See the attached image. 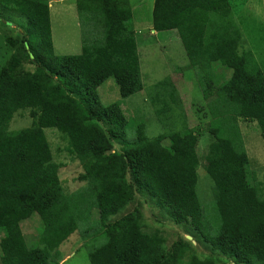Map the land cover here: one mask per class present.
<instances>
[{"label": "trees", "instance_id": "1", "mask_svg": "<svg viewBox=\"0 0 264 264\" xmlns=\"http://www.w3.org/2000/svg\"><path fill=\"white\" fill-rule=\"evenodd\" d=\"M76 6L91 34L83 32L80 54L57 55L50 0H0L2 10L27 19L20 34L7 37L13 52L0 66L2 264H50L61 245L83 229L82 237H105L89 253L91 264H218V257H200L188 239L180 237L168 248L161 231L147 232L142 209L127 212L140 192L236 264H264L257 250L264 245V183L241 130L243 123L257 122L264 139V70L241 48L230 1L154 0L153 29L177 31L211 120L153 138L140 124L132 141L121 103L105 106L100 95L111 78L122 98L144 88L132 3L76 0ZM25 110L32 125L11 130ZM47 128L67 138L70 155L82 165L78 178L84 184L74 193L65 192L64 165L54 160ZM206 134L211 142L203 165L214 183L209 212L197 190L196 146ZM92 212L99 220L90 222ZM33 215L43 226L38 248L23 231Z\"/></svg>", "mask_w": 264, "mask_h": 264}, {"label": "rangeland", "instance_id": "2", "mask_svg": "<svg viewBox=\"0 0 264 264\" xmlns=\"http://www.w3.org/2000/svg\"><path fill=\"white\" fill-rule=\"evenodd\" d=\"M133 6L131 26L135 30L141 60V72L144 83L143 90L122 98L114 79H109L100 88L102 103L107 106L120 102L129 119L128 140L132 141L135 129L140 124L145 125L146 134L153 138L159 134H168L176 130L196 127L211 120L207 101L202 94V88L197 77V71L191 66L185 48L177 31L156 32L152 25V7L154 0H130ZM235 23L242 32L241 48L253 54L264 70V0H259L262 11H250L248 0H229ZM53 39L57 55L80 54L82 52L83 32L91 34V27L85 25L77 10L76 0H50ZM10 25H6L5 21ZM27 19L21 14L5 12L0 8V66H3L13 52L7 37L16 36L24 30ZM32 68V67H30ZM230 76V72L228 77ZM220 79V78H219ZM225 81L224 79L221 82ZM176 89L175 103L170 97L171 86ZM220 82V80H219ZM220 82V83H221ZM171 109H169V107ZM33 118L29 110L18 113L10 124L11 130H20L32 125ZM241 130L249 156L256 165L258 180L264 183V139L257 122L242 124ZM52 146L54 160L64 166L60 169V177L66 193H74L84 182L78 176L83 171L79 160L73 159L68 151V140L57 129H45ZM208 134L199 138L197 152L200 164L198 195L202 206L207 212L211 209L208 202L214 195V183L204 168L205 154L210 144ZM168 144V142H165ZM119 147V146H118ZM215 201V199H214ZM213 203V200H212ZM214 205V204H211ZM136 208L142 209L146 223L145 230L149 233L159 230L167 240L170 248L180 237L190 240L195 245V251L200 257L214 256L220 260L218 264H236L228 255L214 249L211 244L196 236L189 225L176 224L169 215L156 208L146 192L137 194L135 201L127 212ZM121 214L114 215L110 221H115ZM99 220V215L92 212L90 222ZM86 228V227H82ZM99 224L94 223L92 230H97ZM43 226L38 215H33L23 224L26 240L31 247H40V235ZM81 230L71 235L65 241L50 264H91L89 253L102 245L105 237ZM82 233V235H81ZM259 254L264 255V245L257 246ZM1 253V251H0ZM59 254V255H58ZM62 259V260H61ZM0 264H2L0 260Z\"/></svg>", "mask_w": 264, "mask_h": 264}, {"label": "crops", "instance_id": "3", "mask_svg": "<svg viewBox=\"0 0 264 264\" xmlns=\"http://www.w3.org/2000/svg\"><path fill=\"white\" fill-rule=\"evenodd\" d=\"M248 3H249L250 11H262V10H260L262 5L258 6V4H261V2L259 0H248V2L246 4H248Z\"/></svg>", "mask_w": 264, "mask_h": 264}]
</instances>
